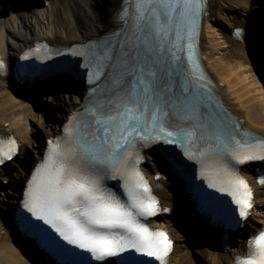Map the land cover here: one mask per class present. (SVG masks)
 <instances>
[{
  "label": "snow or ice",
  "instance_id": "1",
  "mask_svg": "<svg viewBox=\"0 0 264 264\" xmlns=\"http://www.w3.org/2000/svg\"><path fill=\"white\" fill-rule=\"evenodd\" d=\"M129 7L135 10L131 36L91 52L92 99L72 118L64 137L49 142L23 202L35 220L73 246L57 244L61 264H150L141 257L164 264L172 241L140 219L160 210L136 167L141 142L179 144L202 165L208 186L232 198L241 218L247 219L253 207L252 189L231 161H264V135L215 111L195 58L204 0H133L119 14L125 23ZM185 47L188 63L181 68L176 53ZM18 151L15 139H0V164ZM118 179L127 200L105 184ZM236 264H264V230L249 239L248 254L236 256Z\"/></svg>",
  "mask_w": 264,
  "mask_h": 264
},
{
  "label": "bare ground",
  "instance_id": "2",
  "mask_svg": "<svg viewBox=\"0 0 264 264\" xmlns=\"http://www.w3.org/2000/svg\"><path fill=\"white\" fill-rule=\"evenodd\" d=\"M44 1L48 2L49 6H37L34 12L47 13L49 19L47 31L41 26L37 30L26 19L31 15L28 11L15 13L12 11L7 18L3 14L0 16V61L6 68L0 70V131L17 137L21 143L20 155L22 156L26 152L27 145L33 148L31 147L33 142L28 135L27 120L30 114L35 116L34 105L29 100L33 99L34 95L29 91L26 92L27 88L20 87L9 73L8 69L13 64L14 56L34 46L38 41H48L54 45H69L104 33L111 27L115 12L121 2V0ZM252 3L254 7H251ZM79 6H84L86 13L84 21L77 14ZM237 9H240L242 16L233 15ZM263 13L264 0H212L209 20L206 23L202 39L205 62L216 82L217 91L233 111L243 119L245 125L261 130H264V48H258V56L253 50L257 49L253 42L235 39L231 34L222 36L223 43L217 41L215 32L213 33L216 27L211 23V20L216 17L215 15L219 18L224 17L228 26L234 24L242 27L247 26L249 32H253L257 36L264 31L262 28V25L264 26ZM88 16L91 19H88ZM263 38L261 37V39ZM14 39L19 42L12 43L11 40ZM250 46L254 48L252 49ZM220 48L223 50L220 55H216V50ZM254 54L256 60L253 58ZM51 83L58 87L69 85L79 90V85L76 82L64 78H55L42 85L46 86ZM42 91L44 92V90ZM47 98H49L47 95L42 96L44 100ZM76 108V104L70 105L67 108L68 115L70 116ZM68 115H66L64 123H66ZM59 129L61 130V126ZM57 133L56 131L47 132V140L39 141L35 146L34 163L42 157L47 141L54 138ZM31 157L24 160L19 157V160H13L9 169H1L4 174L2 178L11 183L13 181L12 173L15 174V172L10 170L15 168L20 171V167H23L25 178L28 177L27 173L32 169L30 166L33 161L30 160ZM148 159L153 160L152 156H149ZM148 162L149 167L148 165L145 167L146 172L152 179H156V172L152 167L150 168V164L154 166L156 162ZM245 173L251 179L255 189L253 214L248 219L249 230L246 237L238 239L239 243L227 251L219 249V245L214 239L217 233L206 229V225L201 219L191 216L185 221V218L181 217L186 213L188 205L183 184L178 181H169L171 184L169 186L166 173L161 175L165 179L160 180L163 184L160 189V200L170 212L162 215L163 217L157 221L175 240L169 264H189L188 252L192 247L205 258L206 264H231L234 262L236 254L245 252L247 237L254 233V229L264 226V185H257L252 169L246 168ZM25 182L26 180L19 182L17 188L21 190L25 186ZM0 189L7 190L13 195L7 201L8 208L5 216L0 210V264H50L35 252L30 246V241L22 239L15 229L13 210L19 201L18 191L12 192L8 186L4 187L1 184ZM245 229H241L240 232H245Z\"/></svg>",
  "mask_w": 264,
  "mask_h": 264
},
{
  "label": "rangeland",
  "instance_id": "3",
  "mask_svg": "<svg viewBox=\"0 0 264 264\" xmlns=\"http://www.w3.org/2000/svg\"><path fill=\"white\" fill-rule=\"evenodd\" d=\"M83 7L79 6L77 8V14L82 21H84L86 17V13ZM251 7H254L253 3ZM35 9L36 8H32L30 10L31 16H28L26 19H28L32 23V25H34L35 28H37V30L41 26L42 29H45V31H47V29H49V19H48L47 13L46 14L32 13L33 10ZM241 13L242 12L240 11V9L239 10L237 9V11L233 12V15H236L239 17V16H242ZM4 16L6 18L8 17L7 15H4ZM88 19H91L90 16H88ZM221 20L225 21L226 19L222 17ZM214 24H215L216 30H213V33L215 32L216 40L223 43L224 38L222 36L225 34L229 36V32L225 30L223 27H221L219 23H214ZM11 42L15 44L16 42L18 43L19 41L14 39V40H11ZM222 50L223 49L221 48L216 50L215 54L220 55V52ZM78 97L79 96L77 92L74 90H69V91L59 90L52 94H49V98H47V100L41 99V97H39L40 104L38 107L35 106L36 104L35 102H32L34 103L33 113H35V116H33V114H30L27 122L29 125L28 135L33 142L32 143L33 146H31L33 148H30L27 145L26 153L23 155L24 157H22L23 160L31 156L32 157L30 158V160H33V157L35 155L34 150H36L35 146L39 143V141H43L47 137V134H46L47 132L51 133L52 131L54 132L58 130L59 125L65 118V113L67 111V108L70 105L79 103ZM22 168L20 167V171L15 170V168L14 170H12V172H15V174L12 173V176H11L13 179V184L17 183V181L23 180L24 171L22 170ZM9 190L12 191L13 187L11 186ZM12 197L13 195L10 192H8L7 190L5 191L3 189H0V210L3 216H5L6 214L5 212L8 208L7 201ZM188 257L190 260L189 264H204V263L206 264L205 258L202 255H200L196 250H194L193 247L188 252Z\"/></svg>",
  "mask_w": 264,
  "mask_h": 264
}]
</instances>
